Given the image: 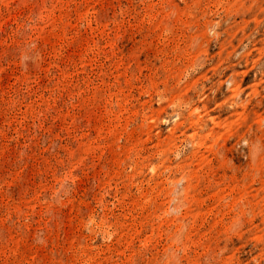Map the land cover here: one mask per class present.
<instances>
[{
  "label": "rangeland",
  "instance_id": "rangeland-1",
  "mask_svg": "<svg viewBox=\"0 0 264 264\" xmlns=\"http://www.w3.org/2000/svg\"><path fill=\"white\" fill-rule=\"evenodd\" d=\"M0 264H264V0H0Z\"/></svg>",
  "mask_w": 264,
  "mask_h": 264
}]
</instances>
